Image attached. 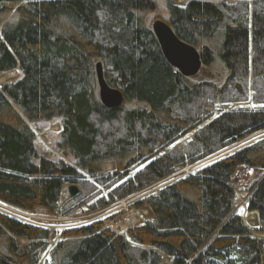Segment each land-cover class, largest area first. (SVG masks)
I'll return each instance as SVG.
<instances>
[{
  "label": "trees",
  "instance_id": "16d2710c",
  "mask_svg": "<svg viewBox=\"0 0 264 264\" xmlns=\"http://www.w3.org/2000/svg\"><path fill=\"white\" fill-rule=\"evenodd\" d=\"M157 19L199 50L198 74L166 60ZM99 62L120 107L100 100ZM12 70L18 78L0 86L1 202L70 217L177 179L129 205L151 213L140 224L113 211L53 246L51 229L0 213V264H39L48 248L44 264H264V138L198 164L264 130V0H0V75ZM57 116L76 165L35 146L31 123ZM241 170L261 172L239 189L255 226L238 207ZM73 184L84 192L63 201Z\"/></svg>",
  "mask_w": 264,
  "mask_h": 264
},
{
  "label": "rangeland",
  "instance_id": "374dc122",
  "mask_svg": "<svg viewBox=\"0 0 264 264\" xmlns=\"http://www.w3.org/2000/svg\"><path fill=\"white\" fill-rule=\"evenodd\" d=\"M158 1H159L160 5H164L166 3V0H158ZM187 1L188 0H175L176 4H178V5H184V4H186ZM229 1L230 2H236V0H229ZM218 70L220 71V70H222V68L219 67ZM9 73H10V71L5 73V74L0 75V86L16 80L19 76L18 71H14L12 76H9ZM216 77L220 78V74H218ZM250 103H251L250 101L246 100V101H242L238 104L237 103L231 104L229 106V108L232 109L234 107L251 106ZM61 122H62L61 116H57V117L52 118V119H46V120H40V121L32 122L31 126L34 129L35 134H36L35 146L37 148L39 155L45 156L49 159H52L55 162H59V161L63 160L69 164L76 165L75 158L67 155V153L61 147V141H62ZM202 127L200 126L196 130V132L199 131ZM196 132L194 131L192 133L187 134L182 139V141L178 142V145L181 146L183 144V142H186L189 139H191ZM262 138H264V130L262 132L256 133L254 135H251V136L237 142L236 144L230 146L228 149L220 152L219 154H216V156L214 155V156H212V157H210L204 161H201L198 164H202V163L206 164L205 163L206 161L212 162L216 159L227 156V155L231 154L232 152H234L235 150H238L242 147L250 145V144H252V143H254V142H256ZM199 166H202V165H199ZM115 168L116 167H115L114 162H108L105 164V170L106 171H112ZM194 170L195 169L193 168V166H187L183 170V174H189V173L193 172ZM247 173H248L247 170H243V171L241 170L235 176L234 183H235V186L237 187V189L239 191L238 207L242 208V213L245 212L248 217H251L250 212L246 211V210H248L247 206H246L247 197L244 195V192H241L239 189H241V188L243 189L244 187L249 186L252 180L261 176V172L254 171V172L250 173L249 176ZM183 174H181V175H183ZM250 175H253V176L250 177ZM175 179H177V177H175V176H173V178L166 179L160 183H157V185H155L156 187H153L151 189L146 188L143 191L132 196V198H127L125 200L118 201L117 203H115L114 205H112L106 209H100L99 208V209L93 210V208L91 207L92 205L90 203V204H83V205L79 206L80 208H77L74 210L71 207L68 211V213H70V215H71L70 217H62V216H58V215L57 216H50L48 214L47 215L32 214L33 216L31 217V219L35 221V223L33 225L43 227V228H49V229H51L52 232H54L55 237H54V239H52L50 241L51 246H53L56 242L63 240L62 233L66 229H73V228H77L79 226H85L86 224H91V223L98 221V220H102L103 218H105V216H107L108 214H110L113 211H118V212L123 213V217L121 215V216H119V218L125 219V221L127 222V223L125 222L126 226H136V225L140 224L141 221H143L147 218L149 219L151 217V213L145 207H143L139 210V209H135V208H130L129 205L143 199L144 196H146L147 194L154 192L155 190H157L160 187L174 181ZM78 188L80 190V193H81V189L84 192L83 187L80 188L78 186ZM70 198L72 199L75 197H71V195L68 194V195L64 196L63 201L68 202L70 200ZM4 206H6V205H4ZM0 213L5 214L1 210H0ZM29 214H31V213H29ZM7 216L12 218V216H10V215H7ZM26 223H28V222H26ZM256 224H257V222H255V225ZM249 225L254 226L250 223H249ZM17 242L19 244H22V245H25L28 243L26 238H18ZM49 254H50V248H48V251H46L44 253L39 264H44V261L46 260V258H50ZM165 259L167 261V258H165Z\"/></svg>",
  "mask_w": 264,
  "mask_h": 264
},
{
  "label": "water",
  "instance_id": "95a60500",
  "mask_svg": "<svg viewBox=\"0 0 264 264\" xmlns=\"http://www.w3.org/2000/svg\"><path fill=\"white\" fill-rule=\"evenodd\" d=\"M152 29L166 60L183 76L192 77L200 72L202 60L196 47L180 39L173 28L161 19L155 20ZM97 77L99 97L103 105L108 108L120 107L124 103V95L121 90L107 83L101 62L97 64ZM69 192L71 197H76L80 190L73 184L69 187Z\"/></svg>",
  "mask_w": 264,
  "mask_h": 264
},
{
  "label": "built area",
  "instance_id": "2783aa9c",
  "mask_svg": "<svg viewBox=\"0 0 264 264\" xmlns=\"http://www.w3.org/2000/svg\"><path fill=\"white\" fill-rule=\"evenodd\" d=\"M247 172H248L247 174L249 176V170H247ZM4 205H6V206H4ZM9 206L10 205L5 204V203H3V202L0 201V210L3 211L6 215H10V216H12V218H14L16 220H19V221H21L23 223L28 222L27 224H30L31 223V225H33L35 223V221L31 219V217L33 216L32 213L29 214V212L20 210L18 208L13 207V206H10V207ZM246 206H247V204H246ZM244 221L246 222L247 225H249V223H250V224H252V225L255 226L256 216L251 215V217H248L246 215V213L244 212Z\"/></svg>",
  "mask_w": 264,
  "mask_h": 264
},
{
  "label": "bare ground",
  "instance_id": "6f19581e",
  "mask_svg": "<svg viewBox=\"0 0 264 264\" xmlns=\"http://www.w3.org/2000/svg\"><path fill=\"white\" fill-rule=\"evenodd\" d=\"M13 72H14V70L10 71L9 76H12ZM242 214H243V217H244V212ZM251 215H254L255 216V214H251Z\"/></svg>",
  "mask_w": 264,
  "mask_h": 264
}]
</instances>
